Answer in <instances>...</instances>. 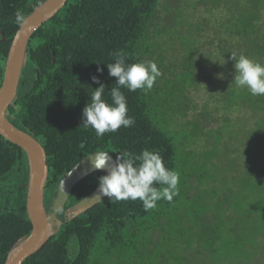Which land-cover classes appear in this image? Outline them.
I'll return each mask as SVG.
<instances>
[{"label": "trees", "instance_id": "16d2710c", "mask_svg": "<svg viewBox=\"0 0 264 264\" xmlns=\"http://www.w3.org/2000/svg\"><path fill=\"white\" fill-rule=\"evenodd\" d=\"M43 1L0 0V33L5 36L0 86L20 27L16 13L25 19ZM189 6L191 14L171 6L162 13L160 0H67L33 33L6 117L45 149L46 210L61 178L101 150L113 156L158 151L180 182L179 196L171 203L158 201L154 209L145 211L139 200L105 197L66 221L65 211L94 191L105 175L90 174L75 185L58 213L63 224L57 233L23 264H194L195 255L204 260L198 264H236L264 257V96L231 83V53L264 64V0H191ZM198 8L204 16H197ZM163 16L173 22L164 24ZM178 25L182 28L177 31ZM192 25L199 33L209 32L204 54L197 40L187 37ZM171 41L179 48L162 45ZM121 49L129 55L127 63L154 61L162 75L149 92L122 88L135 124L97 138L92 128L81 126L82 111L100 86L93 76L105 85L103 98L111 103L109 91L116 84L107 63ZM199 84L216 87L214 98L224 92L225 103L215 99L212 110L217 114L222 109V115L211 124L213 114L203 109L204 125L184 121L191 134L187 129L169 131L174 116L186 115L174 109H184L186 92ZM202 134L207 150L195 152L196 159L185 148ZM185 135L181 144L178 137ZM28 174L24 151L0 136V264L31 232L25 209Z\"/></svg>", "mask_w": 264, "mask_h": 264}, {"label": "clouds", "instance_id": "9594fccd", "mask_svg": "<svg viewBox=\"0 0 264 264\" xmlns=\"http://www.w3.org/2000/svg\"><path fill=\"white\" fill-rule=\"evenodd\" d=\"M16 23H24V16L19 11L16 13ZM111 55L114 62L107 63V68L109 76L115 77L116 84L109 91L111 103L103 98L105 85L98 76H93L92 81L100 86L92 92L91 102L82 111L81 126L84 129L92 128L97 138L135 124V118L129 115L127 98L121 91L122 88L130 92L138 89L149 92L162 75L154 61L129 64V55L123 49ZM231 59L235 69L231 83L237 88H246L253 96H264V64L243 54L237 57L235 53H231ZM225 63L224 60L223 65ZM97 72L102 73L103 69L97 67ZM113 157L114 163L109 167ZM89 158H94V170L109 168L107 174L99 177L98 190L102 196L112 201L139 200L145 211H148L154 209L158 201L166 200L171 203L174 197L179 196L180 176L166 166L158 151L142 149L136 155L122 151L113 156L110 152L101 150Z\"/></svg>", "mask_w": 264, "mask_h": 264}, {"label": "water", "instance_id": "95a60500", "mask_svg": "<svg viewBox=\"0 0 264 264\" xmlns=\"http://www.w3.org/2000/svg\"><path fill=\"white\" fill-rule=\"evenodd\" d=\"M67 0H44L39 4L20 25L11 42L4 74L0 86V136L6 141L18 146L24 151L28 163V183L26 185L25 209L31 223L29 235L20 238L7 254L4 264H23L35 252L57 233L63 221L58 218V213L64 207L68 198L81 180L96 172L92 167L93 154L80 160L68 173L60 180L56 194L50 204L49 210L45 208V188L49 174L48 159L43 145L28 131L21 130L13 125L6 117L8 107L17 97V90L22 76L23 67L26 60L27 46L33 33L46 21L64 7ZM0 42L5 40L1 32ZM111 155V154H110ZM114 163L109 162V167ZM109 168L102 170L107 174ZM71 173V175H69ZM63 182V184H62ZM104 196L99 193L98 187L79 202L68 208L71 214L69 219L82 214L95 204L99 203ZM50 211V212H49ZM56 227V231H51V226Z\"/></svg>", "mask_w": 264, "mask_h": 264}, {"label": "rangeland", "instance_id": "374dc122", "mask_svg": "<svg viewBox=\"0 0 264 264\" xmlns=\"http://www.w3.org/2000/svg\"><path fill=\"white\" fill-rule=\"evenodd\" d=\"M191 3V0H160V4L161 7L159 8L160 11L162 13H165L166 8L167 7H172V8H179L182 12L186 13H190L191 14V9L189 4ZM166 5V7L163 9V6ZM197 16H204V13H201V9L198 8L197 10ZM190 18V16H187V20ZM192 17V16H191ZM198 17V18H199ZM167 19H169V23L173 22L171 17H167V16H163V23L167 24ZM193 20V18H191ZM191 20H189L190 22ZM178 25L177 26V31L181 30L182 26ZM175 28V27H174ZM207 29H204L203 31H201L200 33L196 31V28L194 25L190 26V32L188 34V38L193 40H197L196 43V47L197 49L200 51V53L204 54L207 51V48L209 47V32L207 31ZM181 32L183 35L184 33L182 31ZM175 36H176V32H175ZM174 36V37H175ZM172 41H174L171 38ZM172 41L170 42V44L163 42V46L167 47V46H172V47H176L179 48L178 42L175 43L174 45L172 44ZM216 41V40H215ZM216 90L217 88L214 87L213 85H208L207 87H205L203 84H199L198 86H195L193 88V90H190V92H186V94L188 95L187 101L184 104V109H180V108H176L174 110L177 111V113H182L184 112L186 115L183 118H180L178 115L174 116L172 121L169 123V125L167 126L169 131H174V130H183V129H187V131H189L188 133L191 134V126H185L184 125V121H190V122H198L199 124L204 125L205 123H207V120L204 121V117L202 116V112L203 109L208 110L211 112V114H213V117L210 119V122L208 123H214L217 119V117L219 118L220 115H222V109L219 111V113H214L212 110L214 109V104H215V99L217 100V98L225 103V94L222 91L221 95L216 98L212 97L211 92L213 90ZM247 113V112H246ZM225 115H228L227 113ZM248 118V116H247ZM201 128V127H200ZM188 135H185V137H178L180 140V143L182 144V142L186 141ZM189 140H191L190 138H188V142ZM194 142V143H193ZM192 142V145L189 144L188 147L185 148V151L188 150H193L194 155L196 156V159L198 158V156L196 155V153H202L203 151L207 150V142L205 141V136L202 134L199 137H197L194 141ZM196 143V145H194ZM180 149L183 148L182 145H179ZM196 152V153H195ZM181 159V158H180ZM50 212V211H49ZM70 210H66L64 213V217L66 219H69L71 216H73V213H70ZM51 226V231H56L57 228ZM192 255V254H191ZM203 260V258L200 255H195V258L193 259V263L194 264H198L201 263ZM236 264H264V257H257L255 259H252L251 261H249L248 263L244 262V260H241V262L236 263Z\"/></svg>", "mask_w": 264, "mask_h": 264}]
</instances>
